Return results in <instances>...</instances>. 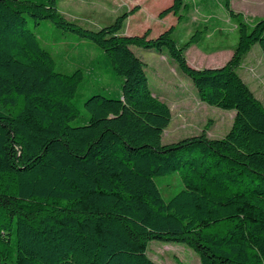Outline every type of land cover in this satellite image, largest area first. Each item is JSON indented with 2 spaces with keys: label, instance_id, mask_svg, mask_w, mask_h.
<instances>
[{
  "label": "trees",
  "instance_id": "trees-1",
  "mask_svg": "<svg viewBox=\"0 0 264 264\" xmlns=\"http://www.w3.org/2000/svg\"><path fill=\"white\" fill-rule=\"evenodd\" d=\"M60 1L0 0V264H157L153 240L185 244L201 264H264V104L237 71L255 44L264 55V16L203 0L224 8L238 42L225 64L196 68L186 51L199 30L182 44L174 26L126 34V13L93 30L68 20ZM188 6L174 0L160 17L181 19ZM29 16L101 48L97 80L103 70L121 78L117 89L89 88L82 124L71 121L87 72L58 70ZM132 46L167 50L201 101L236 111L231 129L164 144L172 112ZM170 173L182 188L165 199L156 177Z\"/></svg>",
  "mask_w": 264,
  "mask_h": 264
},
{
  "label": "rangeland",
  "instance_id": "rangeland-1",
  "mask_svg": "<svg viewBox=\"0 0 264 264\" xmlns=\"http://www.w3.org/2000/svg\"><path fill=\"white\" fill-rule=\"evenodd\" d=\"M173 1L61 0L59 9L68 20L93 30L112 23L123 13L128 15L123 29L126 34L140 35L149 30L151 37H156L174 26V38L178 44L188 41L199 30V43L191 45L186 51L188 63L196 68L225 64L233 54L238 33L224 8L220 4L206 7L203 0H185L189 6L181 19L174 14L161 18L160 12ZM231 6L249 21L264 16V0H231ZM28 27L39 36L43 46L52 51L58 70L71 73L77 67H82L87 72L76 99L80 119L71 121L73 125L82 124L81 117L88 115L83 102L91 94L89 88L108 84L109 88L117 89L121 84L120 76H112L103 70L102 78L97 80L95 70H91L94 66L91 61L98 59L103 62L105 53L93 43H83L78 34L63 31L50 20L36 24L30 16ZM131 48L147 64L151 89L171 109V122L162 135L164 144L202 132L210 138H220L231 129L236 111L201 101L191 78L179 68L167 50L159 53L139 46ZM237 71L264 104V55L259 44L252 47ZM156 181L165 199L171 198L182 188L178 173L157 176ZM147 253L157 264H201L196 252L178 242L153 240L148 245Z\"/></svg>",
  "mask_w": 264,
  "mask_h": 264
},
{
  "label": "crops",
  "instance_id": "crops-1",
  "mask_svg": "<svg viewBox=\"0 0 264 264\" xmlns=\"http://www.w3.org/2000/svg\"><path fill=\"white\" fill-rule=\"evenodd\" d=\"M155 94V93H154ZM156 95V94H155ZM156 96H158V95H156ZM158 97H160V99H162V97L161 96H158Z\"/></svg>",
  "mask_w": 264,
  "mask_h": 264
}]
</instances>
